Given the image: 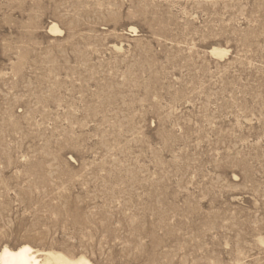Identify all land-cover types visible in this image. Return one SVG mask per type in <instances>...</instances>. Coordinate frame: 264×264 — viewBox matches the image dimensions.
I'll return each instance as SVG.
<instances>
[{
    "label": "rangeland",
    "instance_id": "374dc122",
    "mask_svg": "<svg viewBox=\"0 0 264 264\" xmlns=\"http://www.w3.org/2000/svg\"><path fill=\"white\" fill-rule=\"evenodd\" d=\"M22 244L264 264V0H0V250Z\"/></svg>",
    "mask_w": 264,
    "mask_h": 264
},
{
    "label": "bare ground",
    "instance_id": "6f19581e",
    "mask_svg": "<svg viewBox=\"0 0 264 264\" xmlns=\"http://www.w3.org/2000/svg\"><path fill=\"white\" fill-rule=\"evenodd\" d=\"M52 32H62L56 25L51 29ZM227 51L214 49L213 53L217 56L226 54ZM5 249L7 251H5ZM0 264H93L85 256L69 257L59 251H40L28 244H22L17 248L4 246L0 250Z\"/></svg>",
    "mask_w": 264,
    "mask_h": 264
},
{
    "label": "snow or ice",
    "instance_id": "6c2138e0",
    "mask_svg": "<svg viewBox=\"0 0 264 264\" xmlns=\"http://www.w3.org/2000/svg\"><path fill=\"white\" fill-rule=\"evenodd\" d=\"M5 251H7V250L5 249Z\"/></svg>",
    "mask_w": 264,
    "mask_h": 264
}]
</instances>
